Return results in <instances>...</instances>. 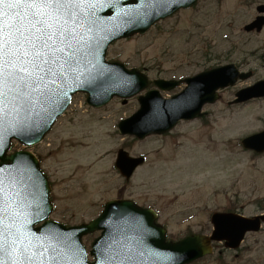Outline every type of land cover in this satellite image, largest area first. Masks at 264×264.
I'll return each mask as SVG.
<instances>
[{"label": "rangeland", "instance_id": "1", "mask_svg": "<svg viewBox=\"0 0 264 264\" xmlns=\"http://www.w3.org/2000/svg\"><path fill=\"white\" fill-rule=\"evenodd\" d=\"M256 7L238 0H201L146 34L110 46L109 60L143 69L153 79H183L229 63L253 71V76L223 89L221 100L204 108L210 117L143 140L117 129L121 119L139 109L137 96L127 103L117 97L95 109L86 103V94L75 95L44 141L31 148L52 182L51 218L68 225L87 222L119 194L164 208L165 215L228 206L264 208V153L241 145L245 136L264 129V98L231 102L238 90L264 79V31H244L258 14ZM185 86L161 93L171 97ZM123 146L131 156L147 158L130 181L115 167ZM14 149L23 148L16 143ZM177 221H171L173 234L185 228ZM96 235L84 238L88 248Z\"/></svg>", "mask_w": 264, "mask_h": 264}, {"label": "water", "instance_id": "2", "mask_svg": "<svg viewBox=\"0 0 264 264\" xmlns=\"http://www.w3.org/2000/svg\"><path fill=\"white\" fill-rule=\"evenodd\" d=\"M196 2L74 0L54 26L56 34L50 41L53 50L46 55L53 63L42 65L45 72L51 68V73L38 86L9 93L0 105V244L5 249L0 251L2 264H182L202 253L188 251L189 256H182L184 248L195 243L194 237L182 242L166 241V231L155 223L153 212L131 200L109 201L101 217L79 226L67 228L48 220L53 209L51 187L38 158L29 150L8 153L13 138L28 147L41 142L77 92H86L88 104L101 107L114 96L127 99L151 84L162 90L179 85L180 81H151L137 68L129 70L123 63L106 61V53L112 42L145 33L159 19ZM2 7L5 12L9 10L7 5ZM263 24L264 19L256 20L246 30H260ZM251 75L252 72H240L235 64H229L188 78V87L171 99L162 98L159 90L152 89L139 96L140 109L122 120L119 129L141 139L166 133L182 119L202 116L203 105L219 99L218 89ZM236 97L234 103L264 97V80L239 90ZM242 143L246 149L263 153L264 131L244 138ZM143 162L144 158H133L120 150L116 165L130 178ZM42 221L45 223L35 228ZM216 224L221 235L225 221ZM99 229H104V233L93 243L91 253L96 261L90 263L82 237ZM122 230L128 233L118 239ZM134 243L145 246L147 253H158L159 258L144 259L110 251L118 246L126 251ZM104 248L107 251L101 252Z\"/></svg>", "mask_w": 264, "mask_h": 264}, {"label": "snow or ice", "instance_id": "3", "mask_svg": "<svg viewBox=\"0 0 264 264\" xmlns=\"http://www.w3.org/2000/svg\"><path fill=\"white\" fill-rule=\"evenodd\" d=\"M72 3L74 0H0V105L9 93L38 86L51 73V68L45 72L42 65L53 63L46 59L53 50V29ZM4 250L0 244V251Z\"/></svg>", "mask_w": 264, "mask_h": 264}, {"label": "flooded vegetation", "instance_id": "4", "mask_svg": "<svg viewBox=\"0 0 264 264\" xmlns=\"http://www.w3.org/2000/svg\"><path fill=\"white\" fill-rule=\"evenodd\" d=\"M238 2L264 5V0ZM207 117H210L209 113ZM122 195H118L117 198H130ZM150 207L157 213V221L168 229L169 239L181 241L190 235H199L203 237L204 243L210 244L212 248L210 253L186 264H264V208L227 207L205 208L198 211L186 209L165 215L164 208H157L154 205ZM103 209L99 210L97 216L101 215ZM216 215H219L218 218H215ZM222 218L225 226L221 237H214L215 221H221L219 219ZM171 221H177L181 227L184 225V230L176 234L171 233ZM99 235L101 231L97 233V237Z\"/></svg>", "mask_w": 264, "mask_h": 264}]
</instances>
